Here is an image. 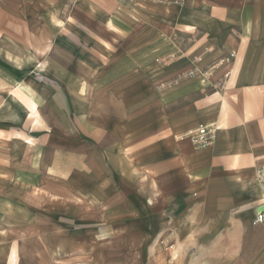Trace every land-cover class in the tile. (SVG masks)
Wrapping results in <instances>:
<instances>
[{
	"label": "crops",
	"instance_id": "obj_1",
	"mask_svg": "<svg viewBox=\"0 0 264 264\" xmlns=\"http://www.w3.org/2000/svg\"><path fill=\"white\" fill-rule=\"evenodd\" d=\"M260 210L264 0H0V264H264Z\"/></svg>",
	"mask_w": 264,
	"mask_h": 264
},
{
	"label": "built area",
	"instance_id": "obj_2",
	"mask_svg": "<svg viewBox=\"0 0 264 264\" xmlns=\"http://www.w3.org/2000/svg\"><path fill=\"white\" fill-rule=\"evenodd\" d=\"M160 3H178L183 0H151ZM217 125L215 123H206L197 126L187 132L186 136L190 139L194 148H202L212 144ZM264 220V213L260 210L254 219V223H260Z\"/></svg>",
	"mask_w": 264,
	"mask_h": 264
},
{
	"label": "rangeland",
	"instance_id": "obj_3",
	"mask_svg": "<svg viewBox=\"0 0 264 264\" xmlns=\"http://www.w3.org/2000/svg\"><path fill=\"white\" fill-rule=\"evenodd\" d=\"M16 129H18V128H16Z\"/></svg>",
	"mask_w": 264,
	"mask_h": 264
}]
</instances>
